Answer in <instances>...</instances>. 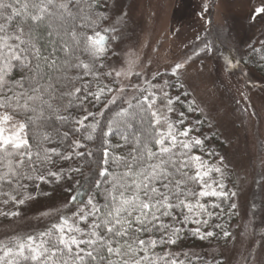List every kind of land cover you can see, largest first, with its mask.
Masks as SVG:
<instances>
[{
	"label": "snow or ice",
	"instance_id": "6c2138e0",
	"mask_svg": "<svg viewBox=\"0 0 264 264\" xmlns=\"http://www.w3.org/2000/svg\"><path fill=\"white\" fill-rule=\"evenodd\" d=\"M110 7L108 0H0V204L25 205L35 199L29 188L41 184L74 185L62 208L43 214L51 218L43 231L0 240V264H193L195 254L182 251L189 236L212 239L216 228L225 240L232 235L219 224L207 230L237 193L224 182V158L219 166L205 159L216 154L204 148L202 122L175 107L187 93L169 89L184 85L101 71L107 34L116 31L101 30ZM200 51L212 54L211 41ZM184 67L176 63L171 74ZM96 141L99 160L89 150ZM85 163L96 168L81 183L74 176L84 175Z\"/></svg>",
	"mask_w": 264,
	"mask_h": 264
},
{
	"label": "rangeland",
	"instance_id": "374dc122",
	"mask_svg": "<svg viewBox=\"0 0 264 264\" xmlns=\"http://www.w3.org/2000/svg\"><path fill=\"white\" fill-rule=\"evenodd\" d=\"M108 3L105 28L116 29L107 34L108 70L142 73L132 76V83L156 75L158 83L184 63L175 77L219 138L213 144L224 158V182L237 193L232 199L237 219L226 244L202 248L223 264H244L249 255L252 264H264V80L247 64L250 50L264 44V13H258L264 0ZM206 41L213 47L210 55L200 51ZM226 58L236 67H228ZM208 161L219 166V160ZM63 190L26 202L14 221L0 222V240L43 231L51 220L43 214L55 213L69 197Z\"/></svg>",
	"mask_w": 264,
	"mask_h": 264
},
{
	"label": "trees",
	"instance_id": "16d2710c",
	"mask_svg": "<svg viewBox=\"0 0 264 264\" xmlns=\"http://www.w3.org/2000/svg\"><path fill=\"white\" fill-rule=\"evenodd\" d=\"M106 21H104L101 25V30L105 28L106 25ZM108 57H109V53L106 54V56L104 58H102V60L100 61L101 63L104 64V68L101 70L103 72L109 71L108 70ZM248 66L253 67L255 70L258 71L260 77L264 80V44L259 46V48H253L252 50H250L249 52V60H248ZM163 80H168L171 84H177L178 82L180 83V81L178 80V78H176L175 76H173L171 73L168 74H163L159 77V80H157L158 82H162ZM169 91L171 92L172 96H176L178 94L181 93H187L186 96L181 95V101H183L184 103L181 104H177L175 105V107L177 108L178 112H185L186 116L192 121L195 122L197 120L201 121L202 123H200L198 125L199 128V132L203 133L204 137H208L209 139L205 140V144H204V148L206 151H210L215 153V157L209 158L207 156H205V159L210 160V162H214L215 160H219V155L217 154V152L215 151V144L213 143H218L219 138L217 137V135L215 133L210 132V128L209 125L207 124L206 120L201 116V114L198 112V110L196 112H191L190 111V106L192 105V101L190 100V95L187 91H185V88L183 87L181 88H173V89H169ZM196 107V106H195ZM92 111H96L95 108L91 109ZM107 115V113H106ZM175 118V115H174ZM118 141L115 137L112 138V143L116 144ZM102 145L99 144V141L96 142H92L89 143V150L94 152V157L95 160H99L100 156H101V152H102ZM65 167H67V165H65ZM95 168L96 165L95 163L92 164V171L90 172L88 164L85 163L83 165V172L84 175L83 176H74V180H80L81 183H88L90 181H87L85 179V177L89 176V175H93L95 172ZM70 186H73V182L72 181H65L62 182L60 184H41L40 186V190L39 191H34L31 187L29 188V193H31L35 198L37 197H41V196H49L52 195L53 193L55 194L56 192H58L61 188L63 190V193L66 194L67 196H70L72 193H69L68 191H66V189ZM233 202V200L230 201H225L223 204V208H224V212L221 213L220 218H213V220L210 221L209 224V228L207 230H213L212 229V224H219L222 226L223 230H227L231 233V229L233 227V225L235 224V221L237 219L236 216V211L235 209H229L227 207V205L229 203ZM24 205L21 206H17L14 207L13 205L9 204L7 206L0 204V211H19L21 210V208ZM219 211V210H217ZM226 213V214H225ZM17 217L12 218V217H8L5 218L3 216H0V222L1 223H7L10 221H14ZM189 228H195L196 225L194 224H190L188 226ZM215 231L218 233L217 237L212 238V239H207V240H203L201 241L198 237H193V236H189L183 243L182 245V251L191 254H195L193 256V264H205V262H209V264H211V262L216 261V262H220L222 261L221 259H215L212 258L207 251V248H202V247H210V246H214V245H223L226 244L229 240L230 237L225 240L222 236L221 233V229L220 228H216ZM203 245V246H202ZM162 249H157V251H161ZM174 251H179L180 249L177 248H173ZM195 256H199L201 257L200 260H196ZM223 264V261H222Z\"/></svg>",
	"mask_w": 264,
	"mask_h": 264
}]
</instances>
